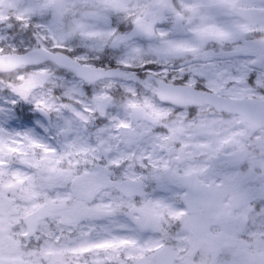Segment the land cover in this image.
I'll return each instance as SVG.
<instances>
[{"label": "snow or ice", "instance_id": "6c2138e0", "mask_svg": "<svg viewBox=\"0 0 264 264\" xmlns=\"http://www.w3.org/2000/svg\"><path fill=\"white\" fill-rule=\"evenodd\" d=\"M225 252L264 264V0H0V264Z\"/></svg>", "mask_w": 264, "mask_h": 264}, {"label": "flooded vegetation", "instance_id": "af4514ba", "mask_svg": "<svg viewBox=\"0 0 264 264\" xmlns=\"http://www.w3.org/2000/svg\"><path fill=\"white\" fill-rule=\"evenodd\" d=\"M220 260H221V264H224L225 261L230 260V255L227 252H225L221 255Z\"/></svg>", "mask_w": 264, "mask_h": 264}, {"label": "clouds", "instance_id": "9594fccd", "mask_svg": "<svg viewBox=\"0 0 264 264\" xmlns=\"http://www.w3.org/2000/svg\"><path fill=\"white\" fill-rule=\"evenodd\" d=\"M46 87H47V85H46ZM224 264H230V260L225 261Z\"/></svg>", "mask_w": 264, "mask_h": 264}, {"label": "rangeland", "instance_id": "374dc122", "mask_svg": "<svg viewBox=\"0 0 264 264\" xmlns=\"http://www.w3.org/2000/svg\"><path fill=\"white\" fill-rule=\"evenodd\" d=\"M213 228H215V226H213ZM176 230H177V228H176V226H174L173 231H176Z\"/></svg>", "mask_w": 264, "mask_h": 264}]
</instances>
